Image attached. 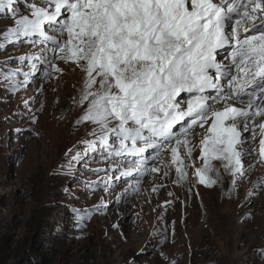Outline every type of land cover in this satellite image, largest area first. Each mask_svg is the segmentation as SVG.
<instances>
[{"label": "snow or ice", "instance_id": "snow-or-ice-1", "mask_svg": "<svg viewBox=\"0 0 264 264\" xmlns=\"http://www.w3.org/2000/svg\"><path fill=\"white\" fill-rule=\"evenodd\" d=\"M21 5L28 15L21 14ZM0 13L14 20L0 49L44 46L19 58L33 62L32 71L23 73L25 85L41 64L47 65L44 79L62 73L57 60L86 74L77 103L87 108L76 126L92 125L90 139L80 141L82 150L65 154V175H74L78 165L97 175L115 172L117 180L132 177L135 192L137 177L159 172L155 162L168 152L166 166L175 165L179 184L188 175L184 159L192 155L189 137L196 127L204 129L203 167L195 172L200 184L211 187L222 179L219 171L216 179L209 175L212 160L226 162L233 187L243 178L242 155L255 157L242 133L261 137L264 161V0H0ZM3 75L16 92V73ZM100 162L111 166L90 167ZM81 183L89 191L101 186ZM102 183L107 191L109 181ZM73 211L83 229L92 210Z\"/></svg>", "mask_w": 264, "mask_h": 264}, {"label": "rangeland", "instance_id": "rangeland-1", "mask_svg": "<svg viewBox=\"0 0 264 264\" xmlns=\"http://www.w3.org/2000/svg\"><path fill=\"white\" fill-rule=\"evenodd\" d=\"M21 14L28 15L22 5ZM12 26L14 20L0 13V43ZM43 47L21 43L0 49V253L6 251L8 264L18 258L44 259L47 264H264L259 135L254 140L250 133L243 135L255 159L242 155L247 171L235 187L223 167L226 162L220 160L211 161L209 175L216 179L219 171L222 179L211 187L199 183L195 172L203 167L199 141L204 133L199 127L189 137L193 152L184 159L188 175L179 184L175 165L166 166L168 152L155 162L159 172L137 177L135 192V180H117L115 172L97 175L78 165L74 175H65L60 171L65 154L82 150L80 141L90 139L86 132L92 125L76 126L87 108L77 103L86 74L71 62L57 60L62 73L44 79L47 65L41 64L25 85L23 73L32 71L33 62L20 63L19 58L39 54ZM8 72H15L21 82L14 93L3 75ZM81 180L101 181V186L89 191ZM73 209L92 210L83 229Z\"/></svg>", "mask_w": 264, "mask_h": 264}, {"label": "trees", "instance_id": "trees-1", "mask_svg": "<svg viewBox=\"0 0 264 264\" xmlns=\"http://www.w3.org/2000/svg\"><path fill=\"white\" fill-rule=\"evenodd\" d=\"M24 251L21 253L24 254ZM6 256H7L6 251L5 252H4V250L1 251V253H0V264H8L6 262ZM13 264H47V262L44 259H42V260L27 259V260H25L23 258H18L17 262H15Z\"/></svg>", "mask_w": 264, "mask_h": 264}, {"label": "bare ground", "instance_id": "bare-ground-1", "mask_svg": "<svg viewBox=\"0 0 264 264\" xmlns=\"http://www.w3.org/2000/svg\"><path fill=\"white\" fill-rule=\"evenodd\" d=\"M218 108L222 107V105H217ZM211 123V121H210ZM244 135V133H242V136ZM216 214V213H215ZM205 222V221H204Z\"/></svg>", "mask_w": 264, "mask_h": 264}]
</instances>
